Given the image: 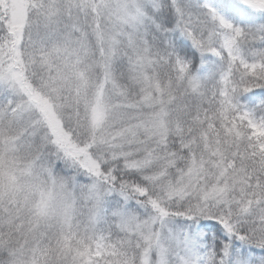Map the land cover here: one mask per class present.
<instances>
[{
  "label": "snow or ice",
  "instance_id": "6c2138e0",
  "mask_svg": "<svg viewBox=\"0 0 264 264\" xmlns=\"http://www.w3.org/2000/svg\"><path fill=\"white\" fill-rule=\"evenodd\" d=\"M0 264H264V0H0Z\"/></svg>",
  "mask_w": 264,
  "mask_h": 264
}]
</instances>
